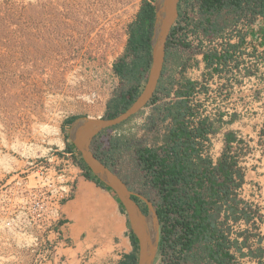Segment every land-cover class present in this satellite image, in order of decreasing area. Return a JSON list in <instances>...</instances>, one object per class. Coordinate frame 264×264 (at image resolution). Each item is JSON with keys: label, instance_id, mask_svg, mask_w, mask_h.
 Instances as JSON below:
<instances>
[{"label": "rangeland", "instance_id": "1", "mask_svg": "<svg viewBox=\"0 0 264 264\" xmlns=\"http://www.w3.org/2000/svg\"><path fill=\"white\" fill-rule=\"evenodd\" d=\"M143 2L0 0V264H27L29 260L28 250H32L26 235L30 228L26 207L58 198L62 178L77 174L72 198L79 178L85 176L82 155L64 124L73 117L108 118L110 100L132 86L102 76V71L112 57L119 58L115 51L122 52L123 39L112 38V30H123ZM148 74L149 70L136 97ZM212 100L217 104L215 97ZM146 110L106 132V137L115 138L112 165L121 173L126 170L138 175L130 159L139 144L138 124ZM253 147L264 153V126ZM101 154L103 159L112 158L110 153ZM72 159L79 169L71 165ZM133 190L147 199L146 190ZM141 205L147 209L144 199ZM33 255L34 264L37 256ZM160 260L158 251L154 264Z\"/></svg>", "mask_w": 264, "mask_h": 264}, {"label": "crops", "instance_id": "2", "mask_svg": "<svg viewBox=\"0 0 264 264\" xmlns=\"http://www.w3.org/2000/svg\"><path fill=\"white\" fill-rule=\"evenodd\" d=\"M148 1L154 4L155 0ZM136 20L137 18L129 25L128 36L120 57L126 53L130 26ZM244 21L243 18H238L237 14L229 12L227 8L211 11L202 6L201 0L180 1L178 17L167 41L163 72L154 95L156 100L150 101L132 117L136 118L147 108L144 118H141L138 124L141 134L139 144L135 146L133 157L130 159L136 165L138 175L135 176L134 173L131 174L126 170L121 173L115 169L112 165L115 153L108 154L112 158L103 159L101 153H107V150L100 141L91 148L134 193L139 194L133 190V187L138 190L143 189L147 191L148 200L152 202L154 199V190L143 174L137 149L150 147L160 150L170 131L175 127L173 118L168 115V108L182 98L177 95V92L185 91L187 83L193 81L196 83L195 90L198 86L202 88L201 91H196L195 95L189 97L193 106L195 101L192 99H197V116L194 124L198 125L206 117L214 123V132L206 135L208 139L198 138V140L211 142L214 160L217 162L224 152L227 134L231 132L235 136L230 143L233 153L237 154L238 165L244 173L242 184L236 189L238 197L264 210V153L253 147L264 126V74L246 85L237 83L234 86L229 73L217 77L209 70L205 60L207 53L201 43L202 38H208V36L218 38L225 30L242 25ZM247 31V41L252 49L247 54H264V16L258 15L254 22L248 24ZM231 43L234 50L240 47L236 39H232ZM214 49L216 47L213 46L210 50ZM119 58L115 60V63ZM222 88L229 89L223 106L213 103V100L209 98L211 90ZM212 108L215 111H211ZM71 121L72 118H68L64 124L66 133L70 130ZM106 135L107 133L103 132V136ZM97 138L98 136L95 137ZM112 139L115 140V138ZM233 179L237 181L235 173ZM223 180L224 177L221 176L219 181ZM220 220L224 221V213ZM225 225L230 226L229 238L238 242L229 249L235 257L234 264H264V224L261 221L246 222L241 218L233 221L229 218ZM55 229L63 231L67 239V246L61 250L65 264H84L86 256H91L92 264H131L132 254H135L138 260V251L122 203L110 188L99 185L85 176L79 178L73 197L63 205L62 220ZM205 247L204 242L195 243L188 251L187 261L184 264H216ZM28 252L27 264H31L34 252L29 250ZM248 257H251L253 261L248 262ZM44 264L55 263L47 261Z\"/></svg>", "mask_w": 264, "mask_h": 264}, {"label": "trees", "instance_id": "3", "mask_svg": "<svg viewBox=\"0 0 264 264\" xmlns=\"http://www.w3.org/2000/svg\"><path fill=\"white\" fill-rule=\"evenodd\" d=\"M201 3L211 11L227 8L248 24L254 22L258 15L264 16V0H201ZM154 17V4L144 0L137 20L130 26L126 53L114 64L117 74L132 86L110 100L108 117H114L130 106L147 75L151 64L150 39ZM230 47L233 48V45ZM228 57L229 53L205 54L208 67L215 59L222 61ZM195 87L196 83L189 81L185 91L177 92L182 98L168 108V115L173 118L175 127L160 150L138 148V160L147 183L154 190L152 202L160 223L159 253L164 255L166 250L170 252L171 258L162 264H184L188 251L200 241L206 244L208 255L216 264H234L235 257L229 249L238 242L229 238L230 226L225 224L229 218L233 221L241 218L246 222H255L254 216L258 215L260 207L238 197L236 189L241 186L244 173L238 165L237 154L233 153L230 141L235 136L231 132L226 136L224 152L215 165L208 156L201 154L205 141L198 138L208 139L206 135L214 132V123L206 117L198 125L194 124L197 105L193 106L189 97L195 92ZM155 100L154 96L151 101ZM77 118L73 117L71 122ZM103 132L98 135V139L104 144L107 154L112 153L117 148L116 141L103 136ZM80 164L86 170L87 178L104 185L83 159ZM234 173L237 181L233 179ZM221 176L224 180L220 182ZM222 213L224 221L220 220ZM258 219L262 221L263 217L259 215ZM132 236L138 249V240L133 232ZM130 259L131 264L137 263L135 254Z\"/></svg>", "mask_w": 264, "mask_h": 264}, {"label": "water", "instance_id": "4", "mask_svg": "<svg viewBox=\"0 0 264 264\" xmlns=\"http://www.w3.org/2000/svg\"><path fill=\"white\" fill-rule=\"evenodd\" d=\"M181 0H155V17L150 39L151 64L144 89L130 106L114 117L92 118L78 117L69 130V139L82 155L85 164L92 173L112 189L129 219L131 231L138 240V260L136 264H154L159 251L160 223L154 204L134 193L120 176L91 149V144L104 130L118 126L144 108L155 95L166 56V47L173 24L178 17V6ZM137 195L147 203V213L133 197Z\"/></svg>", "mask_w": 264, "mask_h": 264}, {"label": "built area", "instance_id": "5", "mask_svg": "<svg viewBox=\"0 0 264 264\" xmlns=\"http://www.w3.org/2000/svg\"><path fill=\"white\" fill-rule=\"evenodd\" d=\"M139 9L140 8L138 6L136 10L131 13L130 19L123 25V30L119 27L116 29V31L113 29L111 32L112 38L115 39L117 36L123 39V44H121L122 52L124 43L128 36L129 25L137 18ZM119 30L121 33H118ZM247 30L248 23L244 21L242 25L233 26L225 30L218 38L205 37L201 39V43L206 53L217 52L218 55H223L225 53L230 54V57H228L226 60L218 61L215 59L211 67H209V70L213 72L214 76L217 77H222L229 73L230 76H232V82L234 86H236L237 83L246 85L249 81L254 79L257 80L262 76V74H264V54H247L248 52L252 51L251 46L247 41ZM232 39H236L238 44H240V47L236 50L230 47V45H232ZM213 46L216 47V49L210 50L213 48ZM116 52L117 51L114 52V55L116 54L117 57H120L122 52ZM114 63L115 59L113 60L112 57V62L109 64V67L102 71V76H112L115 80H123L115 71ZM201 89V86H198L195 92H199ZM228 94V88H222L221 90L214 89L211 90L209 98L212 99V97H215L216 102L223 106ZM193 95L195 94L193 93ZM193 104L196 105L195 102ZM213 151L214 150H212L211 142H205L204 149L201 154L204 157L208 156L215 165L217 162L214 160ZM68 154L73 155L71 152ZM70 163L73 167L77 169L80 168L79 164L73 159L70 160ZM76 179L77 174L71 176L70 179L62 178L63 185L61 187L60 195L51 202L44 203L42 201H38L35 202V204H31L30 206L26 207V215L28 218V224L30 225L26 235L30 238L29 246L32 252H34L37 256L34 264H44L47 261H53L55 264H65L61 250L67 246V239L64 236L63 231L56 230L55 227L62 220L61 211L64 201L71 197L74 189L73 183ZM253 209H255L254 206ZM259 215H264L261 210L259 211L258 215L254 216L255 222L259 221ZM90 258L91 256H86L84 264H92L90 262ZM170 258V252L166 250L164 255L161 254L160 264H162L165 260L168 261ZM247 261L252 262L253 259L248 257ZM179 264L183 263L180 262Z\"/></svg>", "mask_w": 264, "mask_h": 264}, {"label": "flooded vegetation", "instance_id": "6", "mask_svg": "<svg viewBox=\"0 0 264 264\" xmlns=\"http://www.w3.org/2000/svg\"><path fill=\"white\" fill-rule=\"evenodd\" d=\"M93 141H94V140H93ZM92 147H93V142H92V144H91V148H92ZM133 197L136 198L137 201H138V203L141 205V202H142L143 199L141 200V197H139V196H137V195H134ZM141 207H142V209L147 213L148 208L145 209L143 205H141Z\"/></svg>", "mask_w": 264, "mask_h": 264}]
</instances>
